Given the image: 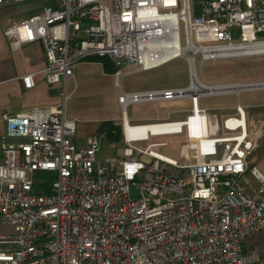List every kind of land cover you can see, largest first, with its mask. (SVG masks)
<instances>
[{"label": "built area", "instance_id": "2783aa9c", "mask_svg": "<svg viewBox=\"0 0 264 264\" xmlns=\"http://www.w3.org/2000/svg\"><path fill=\"white\" fill-rule=\"evenodd\" d=\"M26 1L28 16L0 23L11 52L39 43L45 83L64 99L73 66L106 57L124 73L182 58L188 84L119 91L122 144L98 161L102 134L71 141L76 125L61 106L2 113L0 137V264H261L264 174L250 162L256 148L246 109L220 115L200 98L250 90L252 84L207 85L194 62L264 56V0H0ZM32 73L20 76L24 88ZM260 84V83H257ZM188 101L184 117L131 124L143 139L123 136L125 108L144 102ZM184 137L188 162L154 148L150 138ZM13 138L15 141H7ZM139 143H146L139 147ZM52 177L45 192L33 186Z\"/></svg>", "mask_w": 264, "mask_h": 264}, {"label": "rangeland", "instance_id": "374dc122", "mask_svg": "<svg viewBox=\"0 0 264 264\" xmlns=\"http://www.w3.org/2000/svg\"><path fill=\"white\" fill-rule=\"evenodd\" d=\"M38 2L32 4L23 3L12 7L15 11L13 19L18 20L36 10ZM194 68L197 78L207 85L217 84H257L264 83V56L238 58L220 61L202 62L195 58ZM256 82V83H255ZM188 84V67L182 58L173 59L159 67L132 73H124L117 78L115 75L104 73L98 62L81 61L73 66L71 77L66 80L64 86V99L60 109L66 119L73 120L76 125L75 133L71 141L76 147H83L85 137L95 133L96 128L103 121H111L120 125L121 108L117 104L116 97L119 91L133 92L156 88H181ZM240 103L246 111L256 116H249L253 123V131H256L258 114L264 106V88L235 93L213 95L200 98L199 105L210 111L211 114H224L234 111ZM188 109V101L179 99L168 102H144L130 104L125 108V116L129 123H146L157 119L176 120L184 117ZM247 112V113H248ZM263 117V118H262ZM260 119L263 124L264 116ZM98 134V133H97ZM258 142L264 147V131L259 133ZM150 141L165 142L162 147L154 148L156 152L174 158L183 163L189 160V148L186 139L182 136L163 138H150ZM122 144L121 139L116 143H108L104 136L100 138L99 149L95 154L98 161L115 156V148ZM146 143H139L143 147ZM256 157L255 153L252 155ZM253 163L259 166L258 161ZM264 163V162H263ZM36 179L45 180L49 184L52 177L37 173ZM11 228H3L2 233L11 231ZM258 250L262 256L261 264H264V248L258 242Z\"/></svg>", "mask_w": 264, "mask_h": 264}, {"label": "crops", "instance_id": "0c3cea01", "mask_svg": "<svg viewBox=\"0 0 264 264\" xmlns=\"http://www.w3.org/2000/svg\"><path fill=\"white\" fill-rule=\"evenodd\" d=\"M25 3L32 4V1H26ZM11 9L12 8L0 7V23L14 18L13 16L17 13L11 11ZM33 9L29 11L30 14L34 11ZM42 66L43 57L39 43H31L23 46L16 52H11L0 30V116L4 112L15 114L38 108L49 110L56 109L61 105L62 98L58 94L57 87L48 86L41 74L38 73ZM28 73L33 74V85L30 88H24L20 76ZM262 108V111L257 115L258 129L256 128V131H253L256 140V148L253 153H255L256 157L253 158L252 153L250 162L254 165L253 163L258 164L257 162L259 161L260 164L256 167L264 174V147H261L258 142L259 133L261 132L262 135L264 131V119L262 122L263 124L260 123V119L264 116V106ZM251 112L252 113L248 112V116H251V118H253L252 116H256L253 111ZM125 117L124 115V119ZM250 122L253 126L252 121ZM5 133L6 127L0 121V137ZM7 141L14 142L15 140L13 138H8ZM5 227L6 226H0V233H2L1 230ZM258 242H261L263 246L262 239L257 237L251 240L248 245L255 244L259 246Z\"/></svg>", "mask_w": 264, "mask_h": 264}, {"label": "trees", "instance_id": "16d2710c", "mask_svg": "<svg viewBox=\"0 0 264 264\" xmlns=\"http://www.w3.org/2000/svg\"><path fill=\"white\" fill-rule=\"evenodd\" d=\"M89 62H98L101 64L102 70L107 74H114L116 72V67L114 64L106 57H92L88 58ZM96 133L102 134L108 143H116L121 139V127L118 124H114L111 121H103L96 128ZM48 184H43L40 186H33V191L36 192H45Z\"/></svg>", "mask_w": 264, "mask_h": 264}, {"label": "bare ground", "instance_id": "6f19581e", "mask_svg": "<svg viewBox=\"0 0 264 264\" xmlns=\"http://www.w3.org/2000/svg\"><path fill=\"white\" fill-rule=\"evenodd\" d=\"M123 118V125H124V128H123V136L125 138H137V139H143L145 137V135H147V132L146 130L148 129V127H145V126H140L138 127V132L134 135H130L129 134V127L126 125V117L124 119V115L122 116Z\"/></svg>", "mask_w": 264, "mask_h": 264}, {"label": "water", "instance_id": "95a60500", "mask_svg": "<svg viewBox=\"0 0 264 264\" xmlns=\"http://www.w3.org/2000/svg\"><path fill=\"white\" fill-rule=\"evenodd\" d=\"M264 88V83H260V84H252L250 85V90H254V89H262Z\"/></svg>", "mask_w": 264, "mask_h": 264}]
</instances>
